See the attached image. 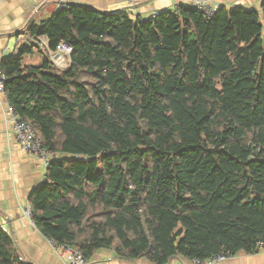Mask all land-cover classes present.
<instances>
[{
	"label": "trees",
	"instance_id": "16d2710c",
	"mask_svg": "<svg viewBox=\"0 0 264 264\" xmlns=\"http://www.w3.org/2000/svg\"><path fill=\"white\" fill-rule=\"evenodd\" d=\"M25 30L72 47L66 68L25 42L0 62L6 99L54 154L28 197L40 233L88 263L264 247V0L210 18L71 2ZM0 264H27L1 227Z\"/></svg>",
	"mask_w": 264,
	"mask_h": 264
},
{
	"label": "crops",
	"instance_id": "0c3cea01",
	"mask_svg": "<svg viewBox=\"0 0 264 264\" xmlns=\"http://www.w3.org/2000/svg\"><path fill=\"white\" fill-rule=\"evenodd\" d=\"M60 0H0V62L7 57H15L23 39L28 37L27 25L33 20L37 24L48 19L58 8ZM72 3L91 5L102 11L127 10L132 16L148 15L174 9L177 5H187L191 0H64ZM218 8L241 6L244 9L260 8L262 0H211ZM57 53V52H55ZM25 64L37 65L39 54L25 53ZM62 55L67 62L69 56ZM24 57L26 59H24ZM6 96L0 94V227L15 240L21 259L27 264H65L52 248L50 240L26 218L21 207L28 203L31 190L40 183L45 174L43 162L23 152L13 142L12 125L6 119ZM206 264H211L209 261ZM88 264H152L148 259L136 261L115 258L109 249H101ZM166 264H191V260L177 256ZM219 264H264V248L258 253L239 252Z\"/></svg>",
	"mask_w": 264,
	"mask_h": 264
},
{
	"label": "built area",
	"instance_id": "2783aa9c",
	"mask_svg": "<svg viewBox=\"0 0 264 264\" xmlns=\"http://www.w3.org/2000/svg\"><path fill=\"white\" fill-rule=\"evenodd\" d=\"M188 6L197 9L201 13H203L207 18L213 16L217 7L213 4L211 0H191L188 3ZM70 2L60 0L58 3V8H69ZM156 12H151L150 15L153 17ZM18 37L23 39V42L27 44H35L41 51L48 52L50 58L60 68H66L68 66L67 60L60 55L62 53L64 56L68 55L72 51V47L64 41H60L56 45L55 51H49L48 49V39L45 35H34L29 37H23L22 34H19ZM57 52V53H55ZM6 76L5 73L0 70V94L4 93V84H5ZM5 116L6 119L11 122L12 129V140L16 143L19 148L34 157L39 158L43 162L44 169L46 168L48 161L50 158L54 156V154L46 152V150L42 146L41 139L39 135L36 133V130L33 124L29 121H26L20 117L18 112L14 109V106L6 100V108H5ZM45 181V174L41 178L40 183ZM22 214L33 222V211L31 206L27 203L26 205L21 207ZM52 248L60 255V257L64 260L65 264H88L87 259L74 247L65 245V244H55L50 241ZM261 246V245H260ZM262 248V247H261ZM231 256H225L224 254H217L213 258L209 260L211 264H219L224 259L230 258ZM191 264H206L205 262H201L197 259H192Z\"/></svg>",
	"mask_w": 264,
	"mask_h": 264
},
{
	"label": "rangeland",
	"instance_id": "374dc122",
	"mask_svg": "<svg viewBox=\"0 0 264 264\" xmlns=\"http://www.w3.org/2000/svg\"><path fill=\"white\" fill-rule=\"evenodd\" d=\"M33 53H34V54H36V55L38 54L36 51H35V52H33ZM26 55H27V54H24V56H26ZM24 59H26V58L24 57ZM263 248H264V247L260 248V250H259V251H262V250H263Z\"/></svg>",
	"mask_w": 264,
	"mask_h": 264
},
{
	"label": "bare ground",
	"instance_id": "6f19581e",
	"mask_svg": "<svg viewBox=\"0 0 264 264\" xmlns=\"http://www.w3.org/2000/svg\"><path fill=\"white\" fill-rule=\"evenodd\" d=\"M29 46V45H28ZM36 47V46H35Z\"/></svg>",
	"mask_w": 264,
	"mask_h": 264
}]
</instances>
